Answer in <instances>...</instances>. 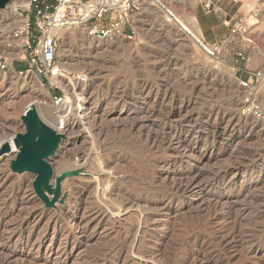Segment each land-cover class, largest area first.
<instances>
[{
	"label": "rangeland",
	"instance_id": "obj_1",
	"mask_svg": "<svg viewBox=\"0 0 264 264\" xmlns=\"http://www.w3.org/2000/svg\"><path fill=\"white\" fill-rule=\"evenodd\" d=\"M162 1L179 17L195 16L201 39L204 35L207 42L222 45L220 55L217 59L207 58L192 38L169 23L175 22L172 16L155 8L154 3L149 4V11L133 18L136 35L131 40L113 38L100 42L85 37L81 41L79 37L71 42L56 38L58 66L69 63L70 70L77 71L71 75L73 78L82 74L92 81L79 94L85 101L84 108L97 118L92 119L94 127L72 110L68 129L74 134L70 138L64 134L62 140L68 145L67 156L57 164L56 160H50L55 178L71 170L80 174L62 183L59 201L49 208L33 189L34 175L11 171L10 162L17 153L0 156V166L7 164L11 177L0 189V211L6 214L5 225L15 228L38 207L48 214L56 210L57 214L68 216L65 228L72 231L77 230L79 214L82 221L90 220L88 239L80 245L68 243L63 233L47 227L46 219L40 223L31 219L5 247L13 257V264H207L205 256H215L208 247L209 240L216 234L223 238L231 236L236 230L233 224L237 212L241 218L238 234L228 241V256L221 264H264V182H260L264 177V120L242 114V103L248 93L236 79L239 69L252 73L264 70V0H252L260 8L250 13L244 0L239 4L230 0H202L196 8V0ZM27 3L30 5L29 0ZM13 9L17 16L10 13L9 3L0 10V62L11 66L9 70H0V149L16 134L25 132L21 116L30 106L55 129L38 102L52 108L51 97L57 92L61 94L34 73L28 77L11 70L25 69L28 52L41 45L33 7ZM24 21L30 23L25 34L31 50L24 42L13 39ZM231 26L247 31L233 33ZM64 50L69 51V56L67 53L64 57ZM238 52L245 54V60L237 57ZM251 82L255 84L252 79ZM260 89L264 91V81ZM261 98L264 100V92ZM199 111L203 115L201 121L212 113L208 126L217 125L220 131L217 144H226L219 160L212 157L215 151L206 146L203 131L199 135L178 132L179 140L172 147L177 148L178 142L189 145L186 151L181 147L180 154L172 148H150L148 135L153 139L159 136V146L168 126H178L183 116H197ZM111 112L113 120L104 121ZM229 128H236L231 137L227 133ZM190 140L195 144H190ZM238 144L240 152L233 154ZM199 157L204 158L201 165V171L206 173L204 180H211L216 174L217 182L205 186L203 181L202 193L175 195L171 189L176 181L173 174L177 178L182 174L193 175ZM96 176L101 179L100 186L96 185ZM114 178L118 181L117 188L108 191ZM72 180L78 182L73 195L86 193L82 201L69 207L67 200L73 189L67 184ZM251 181L259 184L254 186ZM227 204H234L231 211ZM102 208L115 215L104 221L95 217L91 220ZM243 208L248 209L245 217H241ZM3 230L0 249L9 237ZM64 249H68L67 254Z\"/></svg>",
	"mask_w": 264,
	"mask_h": 264
},
{
	"label": "bare ground",
	"instance_id": "obj_2",
	"mask_svg": "<svg viewBox=\"0 0 264 264\" xmlns=\"http://www.w3.org/2000/svg\"><path fill=\"white\" fill-rule=\"evenodd\" d=\"M146 4L145 6L143 7V11H149L148 10V6L149 4L151 3L153 5L156 4L157 5V2L156 0H146ZM202 0H196L195 3H194V6L196 8L197 4L199 2H201ZM245 2V5L247 7V10L248 12H257L258 9L260 8L259 4L255 3V1H252V0H244ZM9 5H10V13H12V15H16L17 16V13L16 11L13 9L15 6H18L20 8H23V9H29L30 8V5L29 3H27L26 0H11L9 2ZM160 8L166 10V13H168L170 15L171 18H173L175 20V22L181 27L182 31H184L186 33V35H188L191 39L194 38V41L197 42V41H201L202 42V39H201V34L199 32V29L197 28V22H196V19H195V16H186V17H179L178 15L174 14L172 11H170L166 5L164 3H160L159 4ZM26 27H27V22L24 21V24L18 26L17 30L18 32L14 35L13 39L16 41H22V43L24 42L26 45H27V42H28V37H27V34H25V30H26ZM245 32V31H244ZM8 34V33H7ZM53 35L58 38L59 40H66V39H70L71 42H75L77 39H79L80 37V40L82 41L83 38H89L90 41H92L93 39L90 38V37H87L86 33L83 31V29L81 28H76V29H73V28H59V29H56L53 31ZM9 38H6V42L9 44L10 41L8 40ZM109 39L107 40H104L103 42L105 41H108ZM80 41V42H81ZM5 42V41H4ZM101 42V41H100ZM8 47H11V45H9ZM63 55L64 57L65 56H69V51H63ZM68 53V54H67ZM67 54V55H66ZM19 56H23V53H20ZM63 66L61 67V65L59 64L58 68V75L57 77H54L51 79V84L53 86H57L59 87L65 94L66 96V103L67 104H70V107L71 109L73 110L74 112V115L75 116H78V118L82 119V121H87L88 125L92 126L91 122H92V119H97V118H94L96 116H94V113L93 112H89L87 108H84L85 106V101L84 99L82 98V95L79 94V91L81 90L83 92V89L88 86V83L92 82L89 80H87L86 78H84L82 80V74H78V76L76 77H72L71 75L74 73V72H77V71H71L70 70V65L69 63H65V64H62ZM74 66V64H73ZM31 73L28 72L26 73L25 75L29 77ZM74 75V74H73ZM235 74L232 75V77H234ZM31 76V75H30ZM25 77V76H24ZM85 77V76H84ZM25 81V80H24ZM212 86V85H211ZM246 93H249V90H245ZM168 94V93H167ZM167 94H164L163 98L166 99L167 97ZM162 96V95H161ZM162 98V99H163ZM160 101V100H159ZM162 101V100H161ZM39 104V107H41V109H43L44 111L42 112H45V114L48 115L49 119L51 120L52 124L55 126V129L60 132L61 134H67L68 138H70V136L72 134H74V131H72V129H68L70 126H69V121L70 119L67 121L66 123V120H64V126L63 127H60V120H62V116L61 115H57V113H50L51 111L52 112H55L59 109L58 106L54 105L52 106V108H47L43 103H40L38 102ZM164 104V102H163ZM34 107V106H32ZM71 110V111H72ZM41 112V113H42ZM219 112V111H218ZM72 113V112H71ZM192 113V112H191ZM72 116V115H71ZM113 117L114 115L109 113L105 119V120H108L109 119H112L113 120ZM212 117V113H210L209 115H206V118L204 119V121H201L203 118V115L201 114V111L198 112L197 116H189V117H185L184 116L182 117V120L181 121V124L178 125V126H173L171 125L170 127L168 126V133L165 132L162 136H164V138L162 139V142L160 141V145L158 146V141H157V138L156 139H153L152 136L148 135V138L150 141H149V145L151 146L150 148H157L156 150H158L159 148H165L167 147V149H170L172 148V151L174 152H177L178 154H180L181 152V147H183L184 151L188 150V146H186L185 144H181V142H178V147L177 148H173V142L176 141V140H179V134L183 131L187 132V133H193L195 135H199L203 132H206V140L208 141L207 142V147H211L212 150L214 149L215 153L212 157H215V160H219L221 158V154H222V151H223V146L226 145L224 143V145H221V144H217V140L219 138V132L217 130V125L214 126V127H211L209 128V123H208V120L209 118ZM70 118V117H69ZM119 118H117V123L120 121V119L118 120ZM125 120V119H124ZM149 120V119H148ZM122 121V120H121ZM116 123V122H115ZM113 124V123H112ZM172 124V123H171ZM86 125V124H84ZM108 125V124H107ZM114 125V124H113ZM117 125V124H116ZM94 126H92L93 128ZM91 129V128H90ZM102 129V128H101ZM236 128H229V130H227V133H230L229 137L232 136V134L235 132ZM92 131V130H91ZM90 132V131H89ZM179 132V134H178ZM91 133V132H90ZM147 135V134H146ZM98 138V137H97ZM225 140H229V139H225ZM146 141V140H145ZM230 141V140H229ZM10 144L11 146V151L10 152H16L17 153V150L16 148L14 147L13 145V139L9 142H7ZM190 144H195V141L193 140H190ZM241 144V142L239 143ZM239 144L236 146H234V149L232 150L233 154L237 153V152H240L239 150L241 149V146H239ZM246 144V143H245ZM228 145V144H227ZM150 150V149H149ZM67 151H68V145H67V142H62L61 145L59 146V149L58 151L56 152L55 156H53L51 159L52 161H55L56 164L58 162H61L66 156H67ZM158 152V151H157ZM194 157V156H193ZM211 157V158H212ZM50 159V160H51ZM238 159V158H237ZM7 160V159H6ZM212 160H214L212 158ZM264 160V159H263ZM119 161V160H118ZM50 162V161H49ZM51 164V163H50ZM204 164V158L203 157H199L197 159V164L196 165V168H197V171L195 173H190V174H182L180 175L179 178H177V175L176 174H173V177L176 179V181L172 184V181H171V184L173 185V187L171 188L173 193L175 195H178V194H186L188 192H191V193H202L203 192V189H202V185H203V181L204 183H206L205 186H207V184L211 185L212 183H216L217 180H218V176L215 174L213 176V178L210 180H207L205 181L204 180V176L206 175V173L202 172L201 170L203 169L201 165ZM7 165V164H6ZM0 166V189L10 181L11 177L9 175V172L7 170V166ZM232 165V164H231ZM244 165V164H243ZM53 167V166H52ZM78 167V166H77ZM238 167V166H237ZM202 168V169H201ZM239 168V167H238ZM55 175V174H54ZM264 176V175H263ZM150 179V178H149ZM208 179V178H207ZM74 180V179H73ZM71 181V183L67 184L69 186H71L70 188L73 189L72 191V195L71 197L67 200V206L71 207L72 203H78L80 201L83 200V197H84V194L86 193V191H80L78 194H75L73 195V192L74 190H76V186L78 185V182H75V181ZM119 180V179H118ZM166 180V179H165ZM55 181V177L53 179V182ZM169 181V180H168ZM70 182V181H69ZM101 182V179L99 177L96 176V185L97 186H100ZM253 182L252 185H258L259 182H255V181H251V183ZM261 183L264 182V177H263V180L260 181ZM68 183V182H67ZM111 183H112V188L109 187L108 191H113L117 188V179L114 178L113 180L111 179ZM156 183V182H155ZM88 184V183H87ZM14 185V184H13ZM64 185L66 186V182L64 183ZM165 185V184H164ZM157 186H159L157 184ZM156 186V187H157ZM163 186V185H162ZM167 186V185H166ZM171 186V185H170ZM204 186V187H205ZM86 190V189H85ZM153 191V189H150ZM77 191V190H76ZM206 191V190H205ZM149 192V191H148ZM172 193V192H171ZM190 193V194H191ZM173 194V195H174ZM1 195V194H0ZM10 195V194H9ZM200 195H203V194H200ZM101 196V195H100ZM186 196V195H185ZM124 197V196H123ZM100 199V198H99ZM170 199V198H169ZM29 200V199H27ZM31 201V200H29ZM101 201V200H99ZM205 202V200H204ZM209 202H213L214 203V200H210ZM134 203V202H133ZM217 203V202H216ZM233 203V202H232ZM236 203V202H235ZM210 205V204H209ZM230 208L229 211L232 210V207L234 206V204H227ZM217 206V205H215ZM1 207V206H0ZM60 205L58 204L57 206V209H60L59 208ZM214 207V206H213ZM34 209V208H33ZM105 209V208H104ZM121 209V208H120ZM244 209V208H243ZM252 209V208H251ZM8 209H6V212ZM32 210V209H31ZM109 210V209H108ZM235 210V209H234ZM209 211V210H208ZM238 211V210H237ZM236 211V212H237ZM211 212V211H210ZM248 212V209H244L241 211V217L242 216H246V213ZM30 213V212H29ZM28 213V214H29ZM230 213V212H229ZM76 214V212L74 213V215ZM92 214V213H91ZM115 215L114 213L112 214V212L109 210L107 211V208L106 210H103L102 209H99L98 212L95 214V215H92L90 217V219L92 220L93 217H95L97 220L100 219V221H104L105 219H111V217ZM6 214L3 212V211H0V230L1 229H4V233H8L9 237L8 239L5 241V239H3L5 241V244H4V247L3 249H0V264H13V257L11 256V254L7 253L5 247L7 244H9V241H11L13 239V237L15 235H17L18 233V230L21 229L24 225L28 224L29 220L32 219V221L34 219L37 220V223H40L42 222L43 220L46 219V224H47V227L49 229H54L53 231H55V233H63V235L66 237V240L68 241V243L70 241H72L73 244H78L80 245V243L82 244L83 241L85 239H88V236H87V226H89L90 224V220L89 221H82V219L80 218V215L78 214V216H76V220H77V230L76 231H72V230H67L65 228V223H67V218L68 216L66 214H57L56 210L55 211H52L50 214H48L43 208H39L34 211L33 214H29V217H27L26 215V219L25 221H21V223L13 228V227H7V225H5V221H4V218H5ZM86 216V215H85ZM34 217V218H33ZM93 218V219H95ZM23 219V218H22ZM236 219V220H235ZM234 219V224L235 227H236V230L239 229L238 228V224L240 223L239 221H241V218L240 216H238V212H237V217ZM31 221V222H32ZM7 222V221H6ZM36 223V222H35ZM8 224V223H7ZM14 223H12L11 225H13ZM31 224V223H30ZM29 224V225H30ZM33 224V223H32ZM31 224V225H32ZM197 224V223H196ZM28 226V225H27ZM198 226V225H197ZM211 226V224H210ZM209 226V227H210ZM212 227V226H211ZM233 227V228H235ZM185 228H188V227H185ZM201 228V227H200ZM188 229H186L185 231H187ZM190 230V229H189ZM210 230V229H209ZM234 229L233 233L231 234V236L229 237H221L219 235H213V237L209 240L208 242V247L209 249L215 254V256H205L203 255V257L201 258H204L205 256V259L204 261L207 263V264H221L225 259L226 257L228 256L227 254V251H228V241L230 239L234 240L236 238V235L238 234V231H236ZM3 231H1L3 233ZM212 231V230H211ZM210 231V232H211ZM20 232V231H19ZM201 232V231H200ZM209 232V233H210ZM240 232V231H239ZM191 233V232H190ZM196 233V232H195ZM213 233V232H212ZM192 234V233H191ZM1 235V234H0ZM7 235V236H8ZM187 235V234H186ZM194 235V234H193ZM199 235V234H198ZM4 236V235H3ZM1 237V236H0ZM42 237V236H41ZM197 237V236H196ZM208 237V236H207ZM18 238H21V236L19 235ZM81 238V239H80ZM91 238V237H90ZM185 238V237H184ZM199 238V237H198ZM188 239V238H187ZM195 239V238H194ZM206 239V238H205ZM200 240V239H198ZM89 241V240H88ZM128 240H126L127 242ZM184 240H182L183 242ZM187 240H185L186 242ZM191 241H192V238H191ZM243 241V240H242ZM87 242V241H86ZM125 242V243H126ZM204 242V241H203ZM4 243V242H2ZM85 243V242H84ZM181 243V241H180ZM239 243V242H238ZM87 244V243H86ZM175 245V244H174ZM177 245V244H176ZM175 245V246H176ZM180 245V244H179ZM182 245V244H181ZM189 245V244H188ZM177 247V246H176ZM227 247V248H226ZM189 248V247H188ZM69 249V248H68ZM68 249H64V252H66L67 254V251ZM115 249V248H114ZM178 249V248H176ZM175 250V249H174ZM183 250V249H181ZM110 251V250H109ZM188 251V250H187ZM202 251V250H201ZM10 252V251H9ZM176 252V251H175ZM193 252V251H192ZM206 252V251H205ZM69 253V252H68ZM108 253V252H107ZM203 253V252H202ZM209 253V252H208ZM182 254V253H181ZM206 254V253H205ZM106 255V254H105ZM104 255V256H105ZM202 255V254H201ZM207 255V254H206ZM103 256V257H104ZM116 256V255H115ZM198 256V255H197ZM186 257V256H184ZM195 257V256H194ZM172 258V257H171ZM170 258V259H171ZM230 258V257H229ZM185 259V258H184ZM197 259V258H196ZM195 259V260H196ZM189 260V259H188ZM191 261H193V259H190ZM201 260V259H199ZM181 261V260H180ZM184 261V260H183ZM203 261V260H202ZM198 262V261H196ZM201 262V261H199ZM168 263V262H167ZM178 263V262H177ZM192 262H190L191 264ZM194 263V262H193ZM203 263V262H202ZM224 263V262H223ZM189 264V263H188ZM197 264V263H196ZM198 264H201V263H198Z\"/></svg>",
	"mask_w": 264,
	"mask_h": 264
},
{
	"label": "built area",
	"instance_id": "obj_3",
	"mask_svg": "<svg viewBox=\"0 0 264 264\" xmlns=\"http://www.w3.org/2000/svg\"><path fill=\"white\" fill-rule=\"evenodd\" d=\"M27 1V0H26ZM30 7H33L36 26L41 34L39 49L28 52L27 67L25 69H11L14 73L24 75L28 72L36 74L41 82L48 81L50 86L61 91L60 95L51 97L52 103L59 107L57 115L63 118L60 120V127L64 126V120H69L71 113L70 104L66 103L64 92L57 86L51 84V79L58 75L57 64V42L53 31L59 28H81L90 38L104 41L113 38H123L131 40L136 35L133 26V18L143 11L146 0H29ZM235 4H239L242 0H230ZM155 8L164 13V9L160 8L159 4L163 1L156 0ZM211 3L207 5L210 8ZM165 18L167 19V15ZM178 27L182 32L181 27L176 22H169ZM225 24L229 25L228 21ZM30 29V23H27L26 32ZM232 32L237 33L242 31L244 34L246 29H236L231 26ZM247 31V30H246ZM192 38V37H191ZM194 40V38H192ZM200 50L209 59H217L222 51V45L218 43H209L202 37V42H196ZM28 48L31 50L29 39L27 42ZM238 58L245 60V54L238 52ZM10 65L6 62H0V70L6 71L10 69ZM242 72V73H241ZM244 75L245 77H241ZM240 76V77H238ZM82 80L85 78L81 77ZM264 70L261 72H248L239 69L236 75L237 82L242 89L249 90V93L244 98L242 114L247 117H254L264 120V100L261 94L264 92L260 89L261 83L264 81ZM251 79L255 84H252Z\"/></svg>",
	"mask_w": 264,
	"mask_h": 264
},
{
	"label": "water",
	"instance_id": "obj_4",
	"mask_svg": "<svg viewBox=\"0 0 264 264\" xmlns=\"http://www.w3.org/2000/svg\"><path fill=\"white\" fill-rule=\"evenodd\" d=\"M10 1L0 0V10L5 9ZM21 121L25 132L13 138L17 155L11 160L10 169L15 174L34 175L33 189L36 195L47 207H54L61 197L62 183L67 178L78 176L80 171L62 172L53 182L55 175L49 161L58 151L64 135L45 123L38 110L32 106L23 111ZM10 151V144L5 142L0 149V156Z\"/></svg>",
	"mask_w": 264,
	"mask_h": 264
},
{
	"label": "trees",
	"instance_id": "obj_5",
	"mask_svg": "<svg viewBox=\"0 0 264 264\" xmlns=\"http://www.w3.org/2000/svg\"><path fill=\"white\" fill-rule=\"evenodd\" d=\"M50 3H54V0H50ZM57 95H60V92H57Z\"/></svg>",
	"mask_w": 264,
	"mask_h": 264
}]
</instances>
